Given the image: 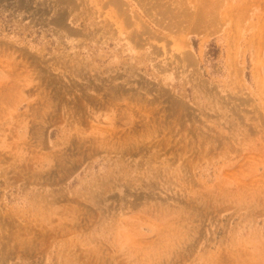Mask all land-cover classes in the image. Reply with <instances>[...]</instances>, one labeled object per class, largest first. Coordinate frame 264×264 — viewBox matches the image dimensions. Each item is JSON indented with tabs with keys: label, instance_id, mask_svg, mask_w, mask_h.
Returning <instances> with one entry per match:
<instances>
[{
	"label": "rangeland",
	"instance_id": "rangeland-1",
	"mask_svg": "<svg viewBox=\"0 0 264 264\" xmlns=\"http://www.w3.org/2000/svg\"><path fill=\"white\" fill-rule=\"evenodd\" d=\"M0 264H264V0H0Z\"/></svg>",
	"mask_w": 264,
	"mask_h": 264
}]
</instances>
